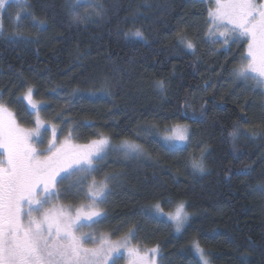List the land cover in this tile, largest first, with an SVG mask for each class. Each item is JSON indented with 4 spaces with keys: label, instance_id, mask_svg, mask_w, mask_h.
Segmentation results:
<instances>
[{
    "label": "trees",
    "instance_id": "1",
    "mask_svg": "<svg viewBox=\"0 0 264 264\" xmlns=\"http://www.w3.org/2000/svg\"><path fill=\"white\" fill-rule=\"evenodd\" d=\"M85 1L90 12L77 9L86 19L74 23L66 0H30L45 24L26 23L23 38L13 35L17 6L0 9V102L20 123L40 117L78 144L108 137L143 148L135 159L110 148L98 161L97 180L116 178L90 231L119 238L134 229L131 241L158 247V264H201L193 241L211 264H264V134L249 135L264 133V86L233 75L246 63L245 41H207V0H102L103 16L98 0ZM29 87L37 112L22 99ZM179 123L184 146L164 139ZM202 152L205 171L194 172ZM69 178L79 191L91 180ZM181 202L188 219L177 232L155 205L167 213Z\"/></svg>",
    "mask_w": 264,
    "mask_h": 264
},
{
    "label": "snow or ice",
    "instance_id": "2",
    "mask_svg": "<svg viewBox=\"0 0 264 264\" xmlns=\"http://www.w3.org/2000/svg\"><path fill=\"white\" fill-rule=\"evenodd\" d=\"M85 0H66V7L74 23L83 22L77 8ZM202 2V0H201ZM211 3V0H209ZM18 8L17 23L13 35L23 38L21 29L26 23L39 29L45 24L31 11L30 0H0V9L7 4ZM96 16L104 15L102 0L93 6ZM30 18V19H29ZM209 32L218 33L225 45L229 40H247L246 63L233 70V75L241 80H255L264 86V0H215V6L208 10ZM3 24L0 23V33ZM142 38L143 33H133ZM219 42V41H215ZM179 43L194 49L192 40L179 37ZM163 89V82L157 85ZM24 99L33 110L39 109L33 100V89L29 87ZM7 116V120L5 117ZM41 122L37 118L34 130L20 128L8 108L0 103V264H115L121 249L128 253L129 264H157L158 247L141 249L130 246L134 229L119 240H112L111 234H95L84 231L91 228L96 219L104 214L101 207L111 192L110 181L115 174H105L97 180V163L103 159L110 142L101 137L87 145H72V132L64 143L57 146V129L53 126V138L46 149L38 151L32 146V137L40 136ZM166 137L170 141L188 140L187 129L177 126ZM264 133L252 131L249 135L256 138ZM230 135L236 139L241 135L234 128ZM116 150L125 157L135 159L143 154V148L134 142L124 141ZM203 152L199 159L191 163L194 172H204ZM69 176L76 177V184L87 183L85 200L73 209L72 205L53 204L57 197L58 184ZM155 208L161 216L167 215L177 232L188 219L183 202L177 204L174 212L164 213L159 203ZM195 251L202 264H211L208 254L197 242Z\"/></svg>",
    "mask_w": 264,
    "mask_h": 264
},
{
    "label": "rangeland",
    "instance_id": "3",
    "mask_svg": "<svg viewBox=\"0 0 264 264\" xmlns=\"http://www.w3.org/2000/svg\"><path fill=\"white\" fill-rule=\"evenodd\" d=\"M207 2L210 5L209 8H212V7L215 6V0H211V3L209 2V0H207ZM258 2H259V0H258ZM87 4H88V2L85 1L77 9H80V10H83L84 9L85 11H88L89 9H91V7H86V6H88ZM207 21H208V17H207ZM204 35H205L207 41L209 43H211V44L214 43V44H216V46H218V47H221L222 46L223 48H227L229 46V44L228 45H225L223 43V38L222 37H219L218 33L216 35H213V34H211L209 32V24H207V28L205 30V34ZM240 40L245 41V57H247V40H246V38H241ZM215 41H219V42H215ZM231 41L232 40L230 39L229 42H231ZM25 93H26V91L23 92V94H22L23 102L25 103V105L27 106V108L29 110H31L33 112H37V110H33L31 108V106L28 104V101L24 99ZM33 100L35 102H37L34 98H33ZM38 105L40 107V103H38ZM8 110L12 113V115H13V117L15 119L16 124L20 128L25 129V130H34L37 127V118H36V121L33 124H30L29 126H26V125L20 123L17 120V118L14 115V112H13V110L11 108H8ZM38 118H39V121L41 122L40 136H33L32 137V146L35 147L38 151H42V150H44V149L47 148L49 141L53 138V131H52V129H53V126L54 125H53V123L51 121H46L45 119H42L40 117H38ZM5 119L7 120V116L5 117ZM177 126L186 128L187 129L186 135L188 136V132H189L188 131V126H187V124H184V123L176 124V125L170 127L168 130H170L172 128H175ZM170 134H171L170 131H167L166 130V133H164V139H166V137L168 135H170ZM66 138H67V136H64V137H61V138L57 136V139H56L57 146L59 147L61 144H63ZM104 138H107L109 140V142H110L109 146L106 149V152L110 148H112V150L115 151L118 145H121L124 141H126V140H122L119 143H113L108 137H104ZM167 141L170 142V143H172L173 145H176V146H184L187 143V141H185V142L170 141V140H167ZM91 142L92 141L87 142V143H83V144H78V143H75L73 141H70V143L72 145H87V144H90ZM116 151H118V150H116ZM0 152L2 153L3 152V149H0ZM120 152H122V151H120ZM69 177L67 179L62 180L58 184V186H57V188H58L57 197H54L53 198L52 203L53 204H57V205H59V204L72 205L73 206V209H75L76 206H78V205H80L82 203H87V201L85 200V194L87 192V185L84 184L82 186V188L80 189V191H79L76 188L72 187V182H71V179ZM175 208L176 207H174L173 209H171V211H169V212H174L175 211ZM164 216L166 218H168L167 215H164ZM95 219H97V218H95ZM84 231H90V229L89 228H85ZM97 235H99V234H97ZM122 237L123 236H121L119 238L115 237V238H112V240H114V241L115 240H119ZM196 243L197 242L193 241L192 242V247H193L194 254L200 260V257L196 253L195 247H194V245ZM130 246H139L141 249H144V250L150 248V247L149 248H146L142 242L134 241V240H132L130 242ZM151 248H153V247H151ZM200 262H201V260H200ZM115 264H129L128 253H127V251L125 249H121L120 254H118L116 256V258H115ZM157 264H158V258H157ZM201 264H202V262H201Z\"/></svg>",
    "mask_w": 264,
    "mask_h": 264
},
{
    "label": "bare ground",
    "instance_id": "4",
    "mask_svg": "<svg viewBox=\"0 0 264 264\" xmlns=\"http://www.w3.org/2000/svg\"><path fill=\"white\" fill-rule=\"evenodd\" d=\"M88 12H90V11H88ZM36 39V38H35ZM47 139V138H46Z\"/></svg>",
    "mask_w": 264,
    "mask_h": 264
}]
</instances>
